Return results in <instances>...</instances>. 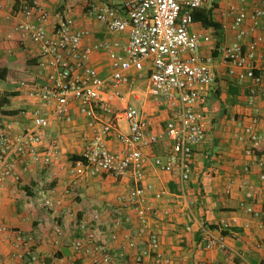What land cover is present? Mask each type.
Segmentation results:
<instances>
[{
	"label": "built area",
	"instance_id": "built-area-1",
	"mask_svg": "<svg viewBox=\"0 0 264 264\" xmlns=\"http://www.w3.org/2000/svg\"><path fill=\"white\" fill-rule=\"evenodd\" d=\"M212 3V0H119L114 4H93L91 8L96 20L109 31L127 32V42L120 48L118 41L100 42L83 46L89 35L86 28H75L69 16H60L51 30L46 28L48 12L39 0H22L21 19L14 25L13 32L21 41L29 40L38 50L39 68L47 72L33 81L26 89V96L33 106L30 112L32 126L19 133L0 129V185L14 173L17 164L35 163L50 165L57 153L56 142L44 144V130L54 124L72 120L69 112L75 103L78 112L85 117L87 132L78 157L69 167V183L65 193L77 187L81 173L90 176L109 175L115 180L131 178L133 185L125 194L116 196L113 203L107 202L103 211L111 212L113 219L108 228V238L100 237L99 225L102 211L93 210L91 220H75L74 226L80 235L71 242V248L88 264H116L124 257V251L114 250L110 241L118 238V230L131 222L130 216L117 214V209L132 208L137 222L134 237L125 234V243L135 248L136 264H172L161 251V239L150 230L151 218L169 216V207L158 208L147 199L151 191L155 199L175 203L183 214L190 213L192 201L187 197L186 185L191 176L194 149L205 138L202 124L203 113L195 108L209 94L214 81V72L198 51L202 36L190 31L192 12ZM227 12L232 15L231 28L235 39L222 50L227 73L239 83L251 80L247 88V100L252 113L247 122L239 121L242 132L237 139L248 142L244 154L255 159L260 171L257 180L240 179L238 188L244 192L242 209L258 220L264 227V133L257 130L259 110L254 106L262 76L257 62L264 54L262 34L254 35L244 45L243 38L254 28H264V0H259L248 13L243 5L229 4ZM250 20L249 28L244 26ZM203 39H208L204 36ZM120 48V49H119ZM94 49L106 51L110 75L102 77L89 63ZM150 60L148 94L162 106L169 117L163 129L148 131V122L135 106L126 104L114 108L107 99L108 94L122 97V86L133 91L136 87L130 71L144 60ZM124 121L126 131L119 126ZM115 137L122 147L112 150L107 145L109 137ZM165 139L169 146L166 154L155 155L151 164L165 173H175L177 191L167 187L154 188L153 184L142 183L148 157L142 152ZM228 183L225 193L231 191ZM38 202L46 210L61 204L63 195L55 196L53 190L45 193L36 191ZM236 222L235 218L220 220L214 225L199 224V246L204 250L226 247V233ZM191 229V225L186 226ZM53 244H59L65 233L60 222L53 226ZM0 237L10 243V259L32 264L40 261L34 246V232L11 228L0 222ZM264 244V242H263ZM241 264H246L242 262Z\"/></svg>",
	"mask_w": 264,
	"mask_h": 264
},
{
	"label": "crops",
	"instance_id": "crops-1",
	"mask_svg": "<svg viewBox=\"0 0 264 264\" xmlns=\"http://www.w3.org/2000/svg\"><path fill=\"white\" fill-rule=\"evenodd\" d=\"M22 0H0V68L5 69L0 80V93L15 91L8 108L22 110L17 115L0 113V129L10 133L26 130L33 124L30 112L32 104L26 96L27 87L42 78L47 69L39 68L40 58L37 47L29 40L21 41L13 32L14 25L21 19L20 4ZM48 12L46 28L51 30L60 16H69L74 20L75 28H86L89 35L83 40V46L96 43L118 41L120 48L127 42V32H112L98 22L91 12L93 4H114L119 0H39ZM259 0H212V3L196 9L195 20L190 31L202 36L198 51L212 65L214 81L209 94L195 108L202 111V124L205 128L204 140L195 147L191 176L186 185L187 197L192 201L190 213L183 214L175 203L168 204L163 199H155L149 191L146 196L158 208L169 207V216L151 218L150 230L157 232L161 239V251L171 259L172 264H264V227L258 220L247 214L241 207L245 201L244 192L238 188L241 178L257 180L260 168L255 159L244 154L248 142H240L237 137L242 128L239 121L247 122L252 113V106L247 100V88L251 80L239 83L227 73L222 50L235 39V30L231 28L232 15L227 12L229 4L243 5L249 12ZM208 11V14H207ZM210 19L215 26H206L202 20ZM250 20L244 26L249 28ZM256 34L264 37L263 26L250 31L243 40L244 48ZM207 36L208 39H203ZM264 49V42H263ZM119 48V49H120ZM89 63L97 68L102 77L110 75L108 55L103 49H94ZM262 81L258 86L254 102L259 110L256 125L264 133V54L257 62ZM150 60H144L130 73L135 81V89L130 91L122 86V97L111 93L107 99L114 108L130 104L145 114L148 131L160 132L169 114L148 94V76ZM17 102L19 104H17ZM16 103V104H15ZM72 120L68 123L54 124L44 130V144L56 142L57 153L50 165L35 163L17 164L14 173L0 185V222L11 228L34 232L37 243L34 250L39 260L32 264H88L86 259L77 256L71 248V242L80 235L74 221L91 220L93 210L102 211L99 225L100 237L108 238V228L113 214L103 211L107 202L113 203L116 196L125 194L133 185L131 178L120 181L109 175L90 176L81 173L76 188L65 193L69 183V167L72 156L80 154L87 132L86 120L77 110L75 103L69 108ZM28 117V118H27ZM27 118V119H26ZM30 119V121L28 120ZM30 126V127H29ZM119 126L126 131L124 121ZM21 131V132H22ZM19 133V132H18ZM112 150H119L122 144L113 136L107 140ZM168 142L163 139L155 145L143 147L142 152L148 157L145 178L142 183H150L155 189L167 187L175 192L178 188L175 173H165L151 164L155 155H164ZM264 152V144L259 153ZM231 191L225 193L230 183ZM37 190L45 193L53 190L55 196L63 195L61 204L46 210L38 202ZM117 214L130 216L131 222L118 230V238L110 241L114 250L124 251V257L116 264H136L135 248L126 245L124 235L134 237L137 222L132 208L117 209ZM235 218L231 230L226 233V247L204 250L199 246V224L214 225L220 220ZM55 222L65 227V233L57 245L53 244ZM191 225L190 230L186 226ZM10 243L0 237V264H26V261L10 259Z\"/></svg>",
	"mask_w": 264,
	"mask_h": 264
},
{
	"label": "trees",
	"instance_id": "trees-1",
	"mask_svg": "<svg viewBox=\"0 0 264 264\" xmlns=\"http://www.w3.org/2000/svg\"><path fill=\"white\" fill-rule=\"evenodd\" d=\"M195 13H196V9L192 12V18L193 21L195 20ZM208 14V11H207ZM202 23L206 26H215V23L213 21H211L210 19L208 20H202ZM5 71V69L0 68V80H3V72ZM15 95H17V92L15 91H4L2 93H0V113L3 115H17L19 114L22 110L20 109H10L8 108L10 106L11 103V98L14 97ZM77 157L76 156H72L71 159L75 160Z\"/></svg>",
	"mask_w": 264,
	"mask_h": 264
},
{
	"label": "rangeland",
	"instance_id": "rangeland-1",
	"mask_svg": "<svg viewBox=\"0 0 264 264\" xmlns=\"http://www.w3.org/2000/svg\"><path fill=\"white\" fill-rule=\"evenodd\" d=\"M15 104H16V103H15ZM17 104H19V103L17 102ZM27 118H28V117H27ZM27 118H26V119H27ZM28 120L30 121V119H28ZM31 126H32V125H31ZM29 127H30V126H29ZM4 130H5V129H4ZM5 131H6V130H5ZM21 131H22V130H18L17 133H18V132H21Z\"/></svg>",
	"mask_w": 264,
	"mask_h": 264
}]
</instances>
